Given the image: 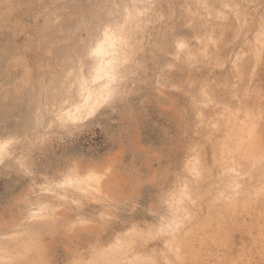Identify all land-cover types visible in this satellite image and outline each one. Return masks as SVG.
Returning a JSON list of instances; mask_svg holds the SVG:
<instances>
[{
    "label": "rangeland",
    "instance_id": "1",
    "mask_svg": "<svg viewBox=\"0 0 264 264\" xmlns=\"http://www.w3.org/2000/svg\"><path fill=\"white\" fill-rule=\"evenodd\" d=\"M105 33L113 97L74 120ZM263 42L264 0H0V264H264Z\"/></svg>",
    "mask_w": 264,
    "mask_h": 264
},
{
    "label": "bare ground",
    "instance_id": "2",
    "mask_svg": "<svg viewBox=\"0 0 264 264\" xmlns=\"http://www.w3.org/2000/svg\"><path fill=\"white\" fill-rule=\"evenodd\" d=\"M66 2V1H65ZM54 3V2H53ZM88 3V2H87ZM95 3H97V1L95 2ZM94 4V3H93ZM88 5V4H87ZM96 5V4H95ZM84 6V5H83ZM64 7V6H63ZM62 7V8H63ZM126 7V6H125ZM130 8V7H129ZM117 9V8H116ZM74 10V9H73ZM94 10V9H93ZM114 11V10H113ZM50 12V11H49ZM58 12V11H57ZM85 13H87V12H85ZM84 13V14H85ZM86 15V14H85ZM101 15V14H100ZM101 17V16H100ZM114 17V16H113ZM133 18V17H132ZM111 19V18H110ZM110 19H108V20H110ZM115 19H117V18H115ZM114 19V20H115ZM78 20V19H77ZM88 20V19H87ZM93 20V19H92ZM107 20V19H106ZM112 21V20H111ZM111 21H109V22H111ZM108 22V21H107ZM113 22V21H112ZM115 22H116V20H115ZM78 23V22H77ZM43 24V23H42ZM105 24V23H104ZM120 24V23H119ZM88 25V24H87ZM86 25V26H87ZM115 25V24H114ZM85 26V27H86ZM102 26V25H101ZM103 26H105V25H103ZM81 27V26H80ZM83 27H84V25H83ZM97 27H99L98 25H97ZM48 28V27H47ZM87 28V27H86ZM90 27H89V25H88V29H89ZM95 28L93 27V30H94ZM51 30V29H50ZM80 30H81V28H80ZM82 30H85V28L84 29H82ZM92 30V31H93ZM96 30V29H95ZM113 30H114V28H113ZM72 31V30H71ZM88 31V30H87ZM83 33H84V31H82ZM10 33V32H9ZM13 33V32H12ZM77 33V32H76ZM80 33V32H79ZM78 33V34H79ZM91 33V32H90ZM107 33V32H106ZM105 33V34H106ZM86 34V33H85ZM93 34H95V32L93 33ZM96 34H98V33H96ZM118 34V33H117ZM51 35V34H50ZM58 35V34H57ZM76 35V34H75ZM80 35V34H79ZM91 35H92V33L90 34V37H91ZM78 36V35H77ZM85 36V38H86V36L87 35H84ZM89 36V35H88ZM93 36V35H92ZM96 36V35H95ZM57 37V36H56ZM73 37H75L76 38V36H74L73 35ZM53 38V37H52ZM54 38H55V36H54ZM68 38V37H67ZM75 38H72V40L74 41V39ZM78 38V37H77ZM79 38H80V36H79ZM95 38V37H94ZM98 38V37H97ZM83 39V38H82ZM86 39H88V37L86 38ZM96 39V38H95ZM116 36L115 35H111V34H106L105 35V39L103 40V41H101V42H99L98 43V45L95 47V49H93V50H89V48H87V45L85 44H83V43H81L83 46H81L80 44V47H79V45L77 44V48L79 49L80 48V52L78 51V57L80 58V62H81V64H82V66H84L85 64L87 65V63L85 62V58L87 57V56H89L91 53L92 54H94L95 55V57L98 59V67L96 68V70L92 73V74H89V73H91V72H87L85 75V77H86V79H87V77L88 78H90L91 76L90 75H92L93 76V80H94V83L96 84V86H94V87H90L89 85H85V87H84V89H81V91L83 92V97H82V100L79 102L80 104L79 105H77V106H75V109L73 108V109H70V110H68V111H66V113H67V116H69V117H72V118H74V120H75V118L77 119V117H78V115H80V114H82V116H83V114L85 115V113L87 114V113H93L96 109H97V107L99 106V105H101L102 103L104 104L108 99H110L111 98V96L114 94V88H113V82H114V79L116 78V71L118 70L117 69V66H120V65H118V61H119V59H118V57H117V52H118V49H117V43H116ZM121 39V38H120ZM58 40V39H57ZM67 40V39H66ZM72 40H70V41H72ZM85 40V39H84ZM208 40V39H207ZM263 40V39H262ZM70 41H69V43H70ZM72 41V42H73ZM76 42V41H75ZM119 42V41H118ZM51 43V42H50ZM78 43V42H77ZM264 43V42H263ZM13 44H14V42H13ZM46 44H48V43H46ZM52 44V43H51ZM54 44V43H53ZM58 44H59V42H58ZM65 44H67L68 45V43H65ZM76 44V43H75ZM70 45H72V43L70 44ZM52 46V45H51ZM54 46V45H53ZM61 46V45H60ZM64 46V45H63ZM92 46V45H91ZM70 47H72V46H70ZM69 47V48H70ZM56 48H57V46H56ZM63 48H66V47H63ZM75 48H76V46H75ZM76 48V49H77ZM263 48V47H262ZM47 49H48V47H47ZM73 49V48H72ZM77 49V50H78ZM53 50H55V49H53ZM70 50H71V48H70ZM3 51V50H2ZM64 51V50H63ZM67 51V50H66ZM261 51V50H260ZM263 51V50H262ZM261 51V52H262ZM65 52V51H64ZM64 52H63V54H64ZM2 53V52H1ZM5 53V52H4ZM69 53V52H68ZM80 53V54H79ZM90 53V54H89ZM122 53V52H121ZM124 53V52H123ZM3 54V53H2ZM6 54V53H5ZM70 54V53H69ZM203 54V53H202ZM4 55V54H3ZM68 55V54H67ZM93 55V56H94ZM121 55V54H120ZM190 55V54H189ZM7 56H9V55H7ZM124 56H126V55H124ZM77 57V58H78ZM3 58V57H2ZM5 58V57H4ZM60 58V57H59ZM122 58V57H121ZM124 59V58H123ZM10 60V59H9ZM1 61H3V60H1ZM7 61V60H6ZM91 61V60H90ZM5 62V61H4ZM70 63V62H69ZM72 63V62H71ZM93 63H94V61H93ZM65 64H67V63H65ZM89 64V63H88ZM2 65V64H1ZM15 65V64H14ZM69 65H71V64H69ZM4 66V65H3ZM5 67V66H4ZM6 68H8V67H6ZM119 68V67H118ZM71 69V68H70ZM39 70V69H38ZM66 70V69H65ZM65 70H64V72H65ZM83 70V69H82ZM39 72V71H38ZM86 72V71H85ZM42 74V73H41ZM89 74V75H88ZM118 74V73H117ZM5 76V75H4ZM14 76L16 77V74H14ZM38 76V75H37ZM67 76V75H66ZM12 77V76H11ZM84 77V78H85ZM32 78V77H31ZM30 78V79H31ZM14 79H16V78H14ZM58 79V78H57ZM56 79V80H57ZM61 80H62V78H60ZM117 79V78H116ZM30 82V81H29ZM57 83V82H56ZM60 83V82H59ZM81 83V82H80ZM83 83V82H82ZM115 83V82H114ZM228 83V82H227ZM71 84V83H70ZM92 85V84H91ZM236 85V84H235ZM237 87V86H236ZM38 88V87H37ZM242 88V87H241ZM53 89V88H52ZM36 91V90H35ZM48 91H49V89H48ZM48 93V92H47ZM53 93V92H52ZM32 95V94H31ZM50 96V95H49ZM32 97V96H31ZM34 97V96H33ZM113 97V96H112ZM47 98V97H46ZM64 99V98H63ZM34 100V99H33ZM49 101V100H48ZM57 101V100H56ZM66 103V102H65ZM50 104H52V102L50 103ZM59 104V103H58ZM77 104V103H76ZM230 104V103H229ZM34 105H35V103H34ZM39 105V104H38ZM47 105H49V103L47 104ZM75 104H73V106H74ZM254 105V104H253ZM259 106V105H258ZM4 107V106H3ZM34 107V106H33ZM36 107V106H35ZM54 107V106H53ZM46 108V107H45ZM255 109V108H254ZM186 110V109H185ZM12 111V110H11ZM248 111V110H247ZM18 112V111H17ZM21 112V111H20ZM31 112V111H30ZM249 112V111H248ZM247 112V113H248ZM2 113V112H1ZM247 113H245L246 115H247ZM263 113V112H262ZM21 114V113H20ZM231 114V113H230ZM233 114V113H232ZM249 114V113H248ZM253 114V113H252ZM259 114V113H258ZM1 115V114H0ZM13 115V114H12ZM263 115V114H262ZM5 116V115H4ZM11 116V115H10ZM81 116V117H82ZM249 116V115H248ZM81 117H78V118H80V119H82ZM228 117V116H227ZM245 117H247V116H245ZM254 118H256L255 117V115L253 116ZM258 117H260V116H258ZM30 118V117H29ZM28 118V119H29ZM72 118H70L71 120H73ZM27 119V118H26ZM32 119V118H31ZM68 119V118H67ZM79 119V120H80ZM249 119V118H248ZM78 120V119H77ZM240 120V119H239ZM251 120V119H250ZM250 120H247V121H249L250 122ZM254 120H256V119H254ZM258 120V119H257ZM10 121V120H9ZM29 121V120H28ZM236 121V120H235ZM238 121V120H237ZM245 121H246V119H245ZM246 121V122H247ZM243 122V121H242ZM246 122H244V123H246ZM263 122V121H262ZM235 123V122H234ZM237 123H240V122H237ZM258 123H259V121H258ZM261 123V122H260ZM18 124V123H17ZM243 124V123H242ZM249 124V123H248ZM251 124H253V121L250 123V125ZM263 124H264V122H263ZM32 125V124H31ZM244 125V124H243ZM242 125V126H243ZM256 125V124H255ZM258 125V124H257ZM233 126V125H232ZM238 126V125H237ZM239 126H240V124H239ZM238 126V127H239ZM245 126V125H244ZM261 126H263V125H261ZM31 127V126H30ZM236 127V126H235ZM248 127V126H247ZM252 127H253V125H252ZM244 127H242L241 128V130L243 129ZM245 128H246V126H245ZM263 128H264V126H263ZM29 129V128H28ZM236 129L238 130V128L236 127ZM253 129V128H252ZM256 129V128H255ZM260 129V128H259ZM259 129H256V131L257 130H259ZM261 131L263 130V129H260ZM245 131H246V129H245ZM251 131V130H250ZM249 131V132H250ZM253 131V130H252ZM250 132L251 134H253V132ZM255 131V130H254ZM26 132H28V131H26ZM238 132H239V130H238ZM244 132V131H243ZM258 132V131H257ZM4 133V132H3ZM239 134V133H238ZM257 133H255V135H256ZM243 135V134H242ZM6 136V135H5ZM14 136V135H13ZM251 136V135H250ZM10 137V136H9ZM257 137L259 138V134H257ZM253 138H254V136H253ZM258 138H256V139H258ZM263 138V137H262ZM19 139V138H18ZM255 139V138H254ZM242 140H244V139H242ZM259 140H260V138H259ZM261 140H264V139H261ZM261 140L259 141V143L261 142ZM256 142H254L255 144H254V146L258 143V140H255ZM253 142V141H252ZM258 143V144H259ZM231 144V143H230ZM240 145L242 144V143H239ZM250 145H251V142H250ZM264 145V144H263ZM226 146V145H225ZM249 146V145H248ZM260 147H262V146H260ZM251 147H249V149H250ZM1 150H2V148H0ZM225 149V148H224ZM246 149H248V148H246ZM263 149V148H262ZM253 150V149H252ZM256 151V150H255ZM257 151H258V148H257ZM249 152V151H248ZM251 152H253V151H251ZM250 152V153H251ZM261 152V149L259 148V153ZM242 153V152H241ZM249 153V154H250ZM258 153V152H257ZM256 153V154H257ZM262 154L264 153L263 151L261 152ZM260 153V154H261ZM245 153H243V155H244ZM248 154V155H249ZM246 155V154H245ZM251 155V154H250ZM249 155V156H250ZM247 156V155H246ZM244 157V156H243ZM252 157H254L253 156V154H252ZM247 158V157H246ZM255 158V157H254ZM1 159V158H0ZM238 159V158H237ZM240 160V159H239ZM246 162L248 161V159H246L245 160ZM241 162V161H240ZM186 163V162H185ZM239 163V162H238ZM243 165L242 166H244V158H243ZM202 164L203 163H200V168H201V166H202ZM252 164V163H251ZM239 165H240V163H239ZM245 165H247V164H245ZM185 166V165H184ZM188 166V165H187ZM197 166H198V164H197ZM208 166V165H207ZM207 166H205V168H208ZM241 166V167H242ZM261 166H263V165H261ZM186 167V166H185ZM210 167V166H209ZM200 168H197V169H199L200 170ZM209 169H212L211 167L209 168ZM262 169V168H261ZM208 169H206V171H207ZM224 170H226V169H224ZM254 170V169H253ZM258 170V169H257ZM203 171V170H202ZM193 172V171H192ZM209 172V171H208ZM208 172H207V176H208ZM212 172V171H211ZM260 172V171H259ZM261 172H263V171H261ZM193 173H195V172H193ZM198 173V172H197ZM200 173H201V171H200ZM199 173V174H200ZM206 173V172H205ZM224 173V172H223ZM245 173V172H244ZM209 174H210V172H209ZM212 174V173H211ZM193 175H196V174H193ZM204 175V174H203ZM223 175V174H222ZM261 176H262V173L260 174ZM197 176V175H196ZM259 176V175H258ZM206 177V176H205ZM69 178V177H68ZM77 178V177H76ZM89 181H91V180H93V182H97L98 183V176L96 177V175L94 174H91V176H89ZM260 179V178H259ZM206 180H207V178H206ZM251 181H252V179H251ZM225 182V181H224ZM255 182H257V181H255ZM86 183H88V182H86ZM189 184V183H188ZM224 184V183H223ZM229 184V183H228ZM230 185V184H229ZM239 185V184H238ZM241 185V184H240ZM237 186V185H236ZM242 186V185H241ZM254 186V185H253ZM264 186V185H263ZM263 186H261L262 188H263ZM226 187V189H228L227 188V186H225ZM224 187V188H225ZM247 187V186H246ZM256 187H259V189H257V190H259L260 191V189H261V187H260V185L259 186H256ZM185 188V187H184ZM237 188H238V186H237ZM241 188V187H240ZM239 188V189H240ZM242 189H243V187H242ZM241 189V190H242ZM241 190H238V189H236V191H238V192H241ZM244 190H245V187H244ZM243 190V191H244ZM247 190V189H246ZM244 191V193H246L247 191ZM263 190V189H262ZM84 191V190H83ZM227 192V191H226ZM228 192H229V190H228ZM235 192V191H234ZM249 192H251V191H249ZM219 193V192H218ZM231 193V192H230ZM244 193H243V195H244ZM248 193V192H247ZM246 193V195H248V194H250V193H248L247 194ZM252 193H254V192H252ZM255 193L256 194H259V192H256L255 191ZM234 194V193H233ZM232 194V195H233ZM232 195L230 196V198H232ZM241 195V194H240ZM243 195H241L242 197H243ZM252 195V194H251ZM254 195V194H253ZM237 196H239V195H237ZM249 197H250V195H248ZM247 196V197H248ZM255 196V195H254ZM235 197H236V195H235ZM253 197V196H252ZM192 198V197H191ZM246 198V197H245ZM193 199H194V197H193ZM244 199V197L242 198V200ZM246 199H248V198H246ZM212 200V199H211ZM227 200H229L228 198H227ZM226 200V201H227ZM237 200V199H236ZM226 201H225V203H226ZM232 201H235V199H232ZM231 201V202H232ZM239 201V200H238ZM237 201V202H238ZM244 201H245V199H244ZM194 202H195V200H194ZM206 202V201H205ZM215 202V201H214ZM243 203V202H242ZM248 203V202H247ZM196 204V203H195ZM210 204H213V203H210ZM227 204H230V201L229 202H227ZM233 204V203H232ZM232 204H230V205H232ZM234 204H235V202H234ZM226 205V204H225ZM181 206H183V207H181V208H184V205L182 204ZM216 206V205H215ZM227 206V205H226ZM236 206V205H235ZM245 206V205H244ZM177 207H178V205H177ZM180 207V206H179ZM185 207H186V205H185ZM208 207V206H207ZM212 207H214V206H212ZM226 207H224V209H225ZM237 208V207H236ZM178 209V208H177ZM180 209V208H179ZM212 209V208H211ZM176 210V209H175ZM184 210H185V208H184ZM215 210V209H214ZM221 210V209H220ZM219 210V211H220ZM235 210V209H234ZM227 211V210H226ZM175 212V211H174ZM181 212H182V210H181ZM186 212V211H185ZM198 212V211H197ZM201 212V211H200ZM218 211H217V207H216V214H218L217 213ZM224 212V211H223ZM176 213V212H175ZM177 213H179V212H177ZM208 213H210L209 211H208ZM215 213V212H214ZM180 214V213H179ZM221 214V213H220ZM184 215V214H183ZM182 214H181V216H183ZM200 215V214H199ZM207 215V214H206ZM209 215V217H210V215L211 214H208ZM208 215L206 216V217H208ZM176 217L175 218H177V217H179V216H177V215H175ZM208 217V218H209ZM217 217H219V216H217ZM173 218H174V216H173ZM180 218V217H179ZM179 218H178V220H179ZM182 218V217H181ZM244 219V218H243ZM181 221V220H180ZM167 222V221H166ZM174 222L175 223H177L176 225H178V222H177V220L175 221L174 220ZM182 222V221H181ZM173 225V224H172ZM29 226V225H28ZM179 226V225H178ZM183 226V225H182ZM165 227V226H164ZM175 227H177V226H173V228H175ZM30 228V227H29ZM34 229V228H33ZM160 229V228H159ZM171 229V228H170ZM192 229V228H191ZM28 230V229H27ZM160 230H162V229H160ZM172 232H173V234H174V229L173 230H171ZM171 231H167L168 233H172ZM178 231V230H177ZM177 231H175V232H177ZM187 232H189L188 231V229H187ZM15 233V232H14ZM167 233V234H168ZM178 233H180V231L178 232ZM177 233V234H178ZM182 233V232H181ZM146 234V233H145ZM161 234H163V233H161ZM172 234V235H173ZM185 234V233H184ZM187 234V233H186ZM171 235V236H172ZM175 235V234H174ZM150 236H152V234H150ZM161 236V235H160ZM184 237V236H183ZM18 238V237H17ZM21 238H22V236H21ZM170 238V237H169ZM172 238H173V236H172ZM175 238V237H174ZM210 238V237H209ZM171 239V238H170ZM170 239L168 240L169 242V245L170 246H172L173 244H172V242L174 241L173 239H171V241H170ZM13 240V239H12ZM133 240V239H132ZM181 240V239H180ZM258 240V239H257ZM177 241V240H176ZM179 241V240H178ZM184 241V240H183ZM208 241V240H207ZM18 242V241H17ZM185 242H187V240H185ZM172 245H171V244ZM179 243V242H178ZM188 243V242H187ZM189 243H191V242H189ZM211 243V242H210ZM123 244V243H122ZM125 244V243H124ZM128 244V243H127ZM3 245V244H2ZM170 246H168L167 248L169 249L170 248ZM177 246H179L178 244H177ZM176 246V247H177ZM153 247V246H152ZM4 248V247H3ZM154 248V247H153ZM173 248H174V245H173ZM115 250H116V248H115ZM118 250V249H117ZM123 250V249H122ZM122 250L120 251L119 250V252H122ZM170 250H171V248H170ZM169 250V251H170ZM176 251V249H173V251ZM168 250L166 249V252H167ZM168 251V252H169ZM97 252V251H96ZM99 252H100V250H99ZM104 252V251H103ZM125 252V251H124ZM150 252V251H149ZM168 252H167V254H168ZM172 252V251H171ZM106 253V252H105ZM104 253V254H105ZM111 253V252H110ZM109 253V254H110ZM117 253V252H116ZM126 253V252H125ZM172 253H174L175 255L177 254V251L176 252H172ZM103 254V253H102ZM113 254V253H112ZM167 254H166V256H167ZM198 254V253H197ZM92 255V254H91ZM105 255H107V254H105ZM104 255V256H105ZM155 255V254H154ZM191 255V254H190ZM238 255H239V253H238ZM237 255V256H238ZM94 256V255H93ZM118 256V255H117ZM117 256H115L116 258H117ZM98 257L99 258H102V257H100L99 255H98ZM97 257V255H96V257H94V258H97V259H99ZM107 257V256H106ZM113 257V256H112ZM140 257V256H139ZM169 257V256H168ZM181 257V256H180ZM179 257V258H180ZM229 257V256H228ZM122 258V257H121ZM120 258V259H121ZM134 258V257H133ZM176 258H178V256H176ZM178 258V259H179ZM7 259V258H6ZM13 259V258H12ZM91 259H93V258H91ZM108 259V258H107ZM110 259V258H109ZM164 259V258H163ZM169 259V258H168ZM174 259H175V257H174ZM80 260V259H79ZM102 260V259H101ZM100 260V261H101ZM104 260H105V258H104ZM111 260V259H110ZM110 260H108V262L110 261ZM115 260V259H114ZM155 260V259H154ZM180 260V259H179ZM93 261V260H92ZM95 261V260H94ZM98 261V260H97ZM100 261H98V262H100ZM113 261V259L111 260V262ZM183 261V260H182ZM97 262V263H98ZM153 262V261H152ZM225 262V261H224ZM8 263V262H7ZM34 263V262H33ZM103 264H105V262H102ZM107 263V262H106ZM137 263V262H136ZM150 263V262H149ZM153 264H154V262H153ZM176 264V263H175Z\"/></svg>",
    "mask_w": 264,
    "mask_h": 264
}]
</instances>
